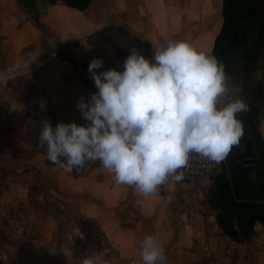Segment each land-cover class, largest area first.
<instances>
[{
	"label": "crops",
	"instance_id": "1",
	"mask_svg": "<svg viewBox=\"0 0 264 264\" xmlns=\"http://www.w3.org/2000/svg\"><path fill=\"white\" fill-rule=\"evenodd\" d=\"M169 41H188L223 66L221 106L247 105L238 113L244 134L213 176L169 178L145 196L99 160L69 173L46 159L43 121L90 123L77 105L98 92L93 59L103 60L97 72L123 71L133 49L152 61ZM0 43L8 138L62 190L80 194L77 211L100 235V254L141 264V242L152 235L169 264H264V0H0Z\"/></svg>",
	"mask_w": 264,
	"mask_h": 264
},
{
	"label": "clouds",
	"instance_id": "2",
	"mask_svg": "<svg viewBox=\"0 0 264 264\" xmlns=\"http://www.w3.org/2000/svg\"><path fill=\"white\" fill-rule=\"evenodd\" d=\"M102 65L100 58L90 62L88 71L98 92L87 101L81 96L77 105L90 121L87 126L60 122L53 128L50 121L42 123L39 143L47 146L46 159L66 172L85 170L88 162L99 160L117 183L147 196L169 178L183 180L178 170L191 154L219 162L244 134L238 113L247 110L246 103L236 98L221 106L227 92L223 66L188 41L156 48L152 61L133 49L123 71L97 72ZM73 235L84 237L79 224ZM165 260L161 243L146 236L141 264ZM80 264L119 262L96 254Z\"/></svg>",
	"mask_w": 264,
	"mask_h": 264
},
{
	"label": "rangeland",
	"instance_id": "3",
	"mask_svg": "<svg viewBox=\"0 0 264 264\" xmlns=\"http://www.w3.org/2000/svg\"><path fill=\"white\" fill-rule=\"evenodd\" d=\"M2 61L0 52V66ZM20 83L25 85L24 81ZM12 123L3 102L0 105V264H70V256L73 264H80L85 257L103 254L106 247L100 235L78 214L80 194L62 190L51 172L29 161L30 151L12 144L7 134ZM77 224L83 238L73 235ZM65 250L69 251V257L64 258ZM106 258L117 259V254L111 251Z\"/></svg>",
	"mask_w": 264,
	"mask_h": 264
},
{
	"label": "built area",
	"instance_id": "4",
	"mask_svg": "<svg viewBox=\"0 0 264 264\" xmlns=\"http://www.w3.org/2000/svg\"><path fill=\"white\" fill-rule=\"evenodd\" d=\"M222 162L223 160L219 162L210 161L193 153L190 155L187 165L178 170L184 175V179L179 182L188 183L211 177L219 170ZM170 179L172 180V178Z\"/></svg>",
	"mask_w": 264,
	"mask_h": 264
},
{
	"label": "trees",
	"instance_id": "5",
	"mask_svg": "<svg viewBox=\"0 0 264 264\" xmlns=\"http://www.w3.org/2000/svg\"><path fill=\"white\" fill-rule=\"evenodd\" d=\"M19 1H20V0H19ZM251 3H252V2H251ZM251 7H252V5H251ZM249 12H253V11H252V8H251V10H250ZM227 231H229V232H230V230H227Z\"/></svg>",
	"mask_w": 264,
	"mask_h": 264
}]
</instances>
